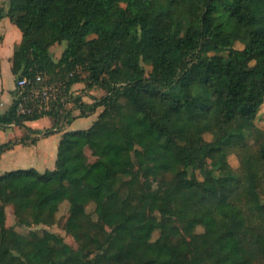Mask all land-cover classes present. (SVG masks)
<instances>
[{"label":"trees","instance_id":"16d2710c","mask_svg":"<svg viewBox=\"0 0 264 264\" xmlns=\"http://www.w3.org/2000/svg\"><path fill=\"white\" fill-rule=\"evenodd\" d=\"M5 16L21 33L14 82L41 74L104 94L46 112L42 135L61 133L52 169L0 174V264H264V0H8ZM40 117L12 101L0 127L25 128V144ZM65 201L76 247L6 225L7 206L18 226L50 225Z\"/></svg>","mask_w":264,"mask_h":264},{"label":"crops","instance_id":"0c3cea01","mask_svg":"<svg viewBox=\"0 0 264 264\" xmlns=\"http://www.w3.org/2000/svg\"><path fill=\"white\" fill-rule=\"evenodd\" d=\"M0 21V30L3 32L2 39L0 41V113H3L12 103L13 101V88H5V72L10 71V74L14 80V75L10 70V58L13 53V48L15 44H17L21 39V33L19 29L10 22L7 16L3 17ZM10 37V40L8 39ZM9 40V41H8ZM15 83V82H14ZM81 84V82L75 83L72 85L74 88L76 85ZM72 88V89H73ZM6 105L4 111L1 112V108ZM100 109L94 113H97ZM47 115H44L41 118H45ZM49 117V116H48ZM88 117V116H87ZM77 117L69 123L65 129L66 130H78L85 129L89 125H85L82 128H73V123ZM34 121H26V126H29L33 129H38L39 133H30L28 138L25 139L26 143H17L18 140L26 133V130L23 132L20 130V133H14V135H7L5 131L0 130V144L5 143L7 141H15L16 143L11 147L5 149L0 154V174L10 171L16 170L19 168H29L33 167L38 171H43L45 169H52L55 164L56 159V151L57 145L60 138V132H55L47 136H43L42 132L45 130L43 125L45 123L34 124ZM52 123V122H51ZM7 126H17L15 124H9ZM51 125H46L45 128H49ZM34 139V140H33ZM31 158L29 161H24V159Z\"/></svg>","mask_w":264,"mask_h":264},{"label":"rangeland","instance_id":"374dc122","mask_svg":"<svg viewBox=\"0 0 264 264\" xmlns=\"http://www.w3.org/2000/svg\"><path fill=\"white\" fill-rule=\"evenodd\" d=\"M7 7H8V0H0V11L2 13H4L7 10ZM2 19H4V18L2 17L0 19V21ZM0 35H3V32L1 30H0ZM220 37L222 39L227 38L228 34L226 32H221ZM8 39L10 40V37H8ZM64 46H65V42H62L60 44H54L50 48V52H51V55H52L54 60H57L59 58ZM235 47L241 48L242 45L240 42H236ZM147 69L149 70L148 66H147ZM78 70L81 71V68ZM81 75H82V77H85L86 73L83 72ZM53 82H58V81H53ZM4 85H5V88L7 87L9 89L14 87V80H13L9 70L5 72V83H4ZM71 94L73 97L80 96L82 101L90 102L92 100L93 96L99 97V96L104 94V91L100 88H92L91 90H87L85 88V83L83 81V82H81V84L76 85L72 89ZM70 105H71V103L68 104V106H70ZM5 108H6V105L1 108V112L4 111ZM99 109H101V108H99ZM73 114H75V115L78 114V111H74ZM96 117H97V115H95V114H92L88 117H80V118L75 120L72 127L73 128H82L85 125L87 126V125H89L90 121ZM32 121H34V120H32ZM36 122L38 124L45 123V125H43V128L46 130L47 128H45V126L51 125L52 119L50 117L46 116L45 118L35 119L34 124H36ZM108 122H109V120H105L103 122V125L106 126L108 124ZM255 123L258 127L264 129V103L260 107V110L258 112V116H257ZM0 130L5 131L7 133V135H14V133H17V132L20 133V130H22L24 132L25 128L20 127V126H14V127L4 126V127H0ZM190 134H191L190 132H187V135H190ZM204 138L207 140H210L211 134L205 133ZM86 153H87L89 161H92L94 158L91 156L90 151L87 150ZM30 159L31 158H27V159H24V161L26 162V161H29ZM228 161L234 169H236V170L239 169V160H238V157L236 154L232 153V154L228 155ZM96 176L100 177L99 174H96ZM80 188H83V187H80ZM74 190H78V188H74ZM86 210L90 214H92V216H95L94 212H93L94 205L92 203L87 205ZM5 211H6V221H5L6 225L7 226H13L15 228V230L17 231V233L18 232L19 233H28L30 230H34L36 232H41L43 229H46L47 231H49L52 234H58V235L62 236L64 241L67 242L68 244H70L72 247L77 246V243L73 239V237L70 234H68L64 229V222H65V219H66V216L68 213V203L66 201L60 204L58 212L56 213L55 222L53 224H50V225H34L29 221V219L26 216H24L22 226H18L15 224L16 220L12 214V207L7 206ZM201 230H202L201 227H197V231H201ZM157 234H158V232L155 231L153 233V238H156Z\"/></svg>","mask_w":264,"mask_h":264},{"label":"built area","instance_id":"2783aa9c","mask_svg":"<svg viewBox=\"0 0 264 264\" xmlns=\"http://www.w3.org/2000/svg\"><path fill=\"white\" fill-rule=\"evenodd\" d=\"M77 72L80 73V70L76 68L69 75ZM71 91L72 86L66 91L64 81L45 82L41 74H36L34 78L20 77L15 81L13 88L15 112L23 116H44L55 102H65Z\"/></svg>","mask_w":264,"mask_h":264}]
</instances>
